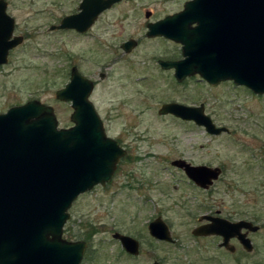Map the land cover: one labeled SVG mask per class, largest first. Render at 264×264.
Returning <instances> with one entry per match:
<instances>
[{"label": "rangeland", "instance_id": "obj_1", "mask_svg": "<svg viewBox=\"0 0 264 264\" xmlns=\"http://www.w3.org/2000/svg\"><path fill=\"white\" fill-rule=\"evenodd\" d=\"M5 1L14 34L23 39L0 65V112L38 99L54 108L60 127L70 125V102L57 100L55 91L75 66L94 84L89 99L107 135L139 158L122 160L109 182L78 195L68 209L67 238L86 242L79 264H264V95L229 80L210 85L199 75L176 82L155 60L176 55L178 46L145 36L147 22L179 11L186 0H120L97 17L88 37L50 29L76 13L81 0ZM128 37L141 42L124 53L119 42ZM167 102L202 104L229 132L211 134L158 114ZM180 155L222 168L209 193L187 185L167 162ZM217 208L256 221L252 250L231 255L217 247L218 239L192 235L199 216ZM156 216L174 243L149 235L147 224ZM115 231L137 239L139 254L128 255Z\"/></svg>", "mask_w": 264, "mask_h": 264}, {"label": "water", "instance_id": "obj_2", "mask_svg": "<svg viewBox=\"0 0 264 264\" xmlns=\"http://www.w3.org/2000/svg\"><path fill=\"white\" fill-rule=\"evenodd\" d=\"M118 1L81 0L76 13L63 16L50 29L83 32ZM6 8L7 2L0 0V65L23 39L12 36L14 18ZM146 27V36L162 35L181 45L180 59L160 61L163 68H174L178 81L198 74L211 85L231 80L264 95V0H186L181 10L148 22ZM134 45L135 40L130 39L121 48L128 52ZM93 86L92 80L72 66L68 82L55 91L57 100L70 102L68 127H60L54 108L38 99L0 112V264L81 262L86 242L61 238L68 209L78 195L97 184L105 185L124 154L117 141L106 135L89 99ZM167 113L192 120L211 134L228 131L214 124L202 104L163 103L158 114ZM173 165L204 188L220 174L218 167L184 160H175ZM203 217L209 222L193 228L192 235H222L225 246L236 236L246 250H252L250 239L240 229L256 231L258 225ZM147 228L152 237L174 242L160 216L150 220ZM112 237L127 253L138 254L134 237L118 231Z\"/></svg>", "mask_w": 264, "mask_h": 264}, {"label": "flooded vegetation", "instance_id": "obj_3", "mask_svg": "<svg viewBox=\"0 0 264 264\" xmlns=\"http://www.w3.org/2000/svg\"><path fill=\"white\" fill-rule=\"evenodd\" d=\"M148 23V22H147ZM60 32H64V33H72L74 36H76V37H88V36H91L93 33L91 32L92 30H85V31H83V32H80V31H77V30H59ZM146 32H147V30L145 31V36H146ZM15 35H17V34H14V30H13V34H12V36H15ZM147 38H154V39H156V38H164L165 40H168V41H171V42H173L174 44H176L177 46H178V53L176 54V55H174V54H171V55H169V56H167V57H164V58H158V59H156L155 60V63L159 66V68L162 70V71H165V72H167V73H169L170 74V76H171V78H173L176 82H181V81H178L176 78H175V76H174V68H163L162 67V65H161V63H160V61H173V60H178V59H180L181 58V45L179 44V43H176V42H174V41H172V40H170V39H168V38H166V37H164V36H162V35H156V36H153V37H148V36H146ZM130 39H132V40H135V42H136V45H134V47L133 48H136L138 45H140V42H141V40L139 39V38H136V39H134V38H132V37H128V38H126V39H124V40H121L120 42H119V48L122 50V48H121V45H122V43H124L125 41H127V40H130ZM132 48V49H133ZM131 49V50H132ZM130 50V51H131ZM124 53H129L130 51H128V52H125L124 50H122ZM101 74H103V73H101ZM102 76V75H101ZM104 76V75H103ZM192 76H194V75H190V76H187V77H185L183 80H185L186 78H189V77H192ZM198 76V75H197ZM182 80V81H183ZM168 103V102H167ZM191 106H194V105H191ZM204 113L205 114H207L205 111H204ZM165 115V114H164ZM166 115H172V116H174V117H176V118H178L179 120H181V121H184V122H189V123H191V124H194V125H197V126H201V127H203L202 125H198V124H196L194 121H192V120H187V119H182V118H180V117H177V116H175V115H173V114H170V113H167ZM208 115V114H207ZM210 116V115H209ZM212 119V118H211ZM102 120V119H101ZM213 121V120H212ZM103 123V122H102ZM71 125V124H70ZM70 125H67V126H70ZM66 126V127H67ZM103 127H104V123H103ZM205 129V128H204ZM104 130H105V128H104ZM227 132H229V131H227ZM105 133H106V130H105ZM220 134V133H219ZM106 135H107V133H106ZM109 136V135H108ZM110 137V136H109ZM112 138V137H111ZM114 140H116L117 141V143H118V145H119V147L120 148H122V150L124 151V154L122 155V156H120L119 157V160H118V163L116 164V168H115V170H114V172L116 171V169H117V167H118V165L120 164V162L122 161V160H124V159H129V160H131L132 158L133 159H139L138 157H131L130 156V150H129V147L127 146V145H125L122 141H121V139L120 138H113ZM175 160H184V161H186L187 163H189V164H191V165H206V166H209V167H218V168H220V174H221V172H222V168L221 167H219V166H211V165H207V164H193L190 160H188L187 158H185L184 156H173V157H169V159H167V162L171 165V167H173V168H175V170H176V172L180 175V177H181V179H183V180H185V183L187 184V185H189L190 187H192L193 189H197V190H199V191H201V192H205V193H209V191L211 190V186L213 185V183L219 178V176H220V174H219V176H218V178L217 179H215V180H213V182L211 183V185H209L207 188H204V187H200V186H198L192 179H190V178H188L187 177V175L185 174V172H184V170L182 169V168H180V167H177L176 165H173V161H175ZM114 174V173H113ZM112 177H113V175H112ZM111 177V178H112ZM110 181V180H109ZM108 181V182H109ZM98 185H100V184H98ZM96 186V185H95ZM102 186V185H101ZM203 216H212V217H220V218H224V219H226V220H228V221H230V222H237V221H240V220H247V221H250V222H252L253 224H256L257 225V223H256V221L255 220H253V219H251V218H249V217H242L241 216V214H239V213H237V212H232V213H224L223 212V210L222 209H220V208H217V209H208L205 213H202L200 216H199V218L197 219V224L193 227V228H195L196 226H199V225H202V224H205V223H208L209 222V220L207 219V218H204ZM167 224V223H166ZM65 225V224H64ZM168 225V224H167ZM147 226H148V224H147ZM169 227V226H168ZM259 225H258V229L256 230V231H249L247 228H241L240 229V232L241 233H243V232H246V236L250 239V237H249V235L250 234H253V233H255V232H257L258 230H259ZM192 228V229H193ZM169 230H170V228H169ZM147 231H148V228H147ZM116 232V231H115ZM121 233V232H120ZM170 233H171V230H170ZM150 235V234H149ZM151 236V235H150ZM171 236H172V234H171ZM152 237V236H151ZM196 237H200V238H215V239H218V243H217V247L218 248H220V249H223L224 251H226V252H228L229 254H231V255H237L238 253H240V252H242V250H244V251H247L244 247H243V245L239 242V240H238V238L236 237V236H233V237H231L229 240H228V245L227 246H225V245H223V244H221L222 242H223V236L222 235H216V234H212V235H206V236H196ZM61 238L62 239H67V240H72V239H70V238H67V236H66V233H65V227L63 226L62 227V230H61ZM152 238H154V237H152ZM173 238V237H172ZM115 239V238H114ZM154 239H156V238H154ZM174 239V238H173ZM118 240V239H117ZM137 240V239H136ZM156 240H159V239H156ZM119 241V240H118ZM138 241V240H137ZM159 241H163V240H159ZM250 241H251V239H250ZM164 242H166V241H164ZM174 242H175V239H174ZM174 242H167V243H174ZM119 243H120V241H119ZM138 243H139V241H138ZM251 244H252V241H251ZM121 245V244H120ZM122 247V246H121ZM230 248H232V249H230ZM124 250V249H123ZM125 251V250H124ZM139 251H140V243H139ZM126 252V251H125ZM127 253V252H126ZM128 255H131V256H135V255H132V254H130V253H127ZM138 254H139V252H138ZM138 254H136V255H138ZM156 261V260H155ZM159 262V261H158ZM151 264V263H150ZM159 264H160V262H159ZM237 264H238V262H237Z\"/></svg>", "mask_w": 264, "mask_h": 264}]
</instances>
